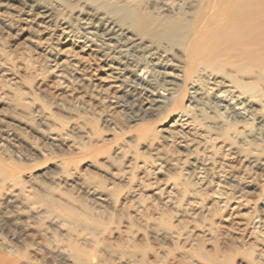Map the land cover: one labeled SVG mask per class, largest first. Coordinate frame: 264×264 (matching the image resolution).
<instances>
[{
    "label": "rangeland",
    "instance_id": "rangeland-1",
    "mask_svg": "<svg viewBox=\"0 0 264 264\" xmlns=\"http://www.w3.org/2000/svg\"><path fill=\"white\" fill-rule=\"evenodd\" d=\"M11 6L13 14L26 16L27 22L0 25V117L8 132L17 134L5 141L0 128V168L14 175L0 173L3 264H264L260 230L235 241L216 229L213 194L193 181L189 152H179L176 166L155 157L173 150L156 128L174 121L189 97L188 92L183 94V82L171 88L164 73L182 70L187 75L190 69V52L181 43L187 29L171 41L158 36L156 23L190 20L197 0H15ZM47 12L53 16L50 26L65 23L79 33L112 29L101 43L124 50L130 70L128 85L114 94L112 117L108 102L95 107L71 97H54L49 58L35 46L46 37L37 22ZM139 20L146 21L145 28L136 26ZM197 67L186 87L196 78L214 77L226 80L224 84L230 80L221 72L209 76ZM240 79L251 84V90H235L254 111L264 114V90H257L261 83L252 74ZM152 100L155 111L144 114L143 104ZM195 115L208 137H228L243 154L264 161V137H252L255 123L228 128L214 113L204 118L190 114ZM130 159L146 162L148 181L140 178V168L126 171ZM247 169L246 180L253 187L245 191L255 199V186L264 187V165L248 164ZM85 184L106 188L109 202L93 199ZM169 184H175L178 193L163 204L153 192L159 187L164 194ZM251 215L261 213L257 209ZM93 218L96 223L90 222Z\"/></svg>",
    "mask_w": 264,
    "mask_h": 264
},
{
    "label": "bare ground",
    "instance_id": "bare-ground-1",
    "mask_svg": "<svg viewBox=\"0 0 264 264\" xmlns=\"http://www.w3.org/2000/svg\"><path fill=\"white\" fill-rule=\"evenodd\" d=\"M13 1L15 0H0V25L1 27L3 25V28L13 23L27 22L26 16L21 18L19 14H13L16 11L15 7L11 6ZM52 18V14L47 12L43 20H38L37 27L46 37L39 39L35 46L39 48L41 56L49 58L48 71L53 75L50 88L53 89L54 97L58 100L71 97L82 104H94L95 107L108 102L109 117H112L116 109L114 94L121 93L122 87L128 85L127 74L130 73L128 58L123 56L124 50L106 47L101 43L104 35L112 34V29L104 26L100 28L101 33L99 29L79 33L65 23H54L50 26L48 23L50 21L52 23ZM145 23L146 21L139 20L136 21V26L142 29L145 28ZM156 25L161 31L158 36L162 34L171 41L180 30L187 29L186 37L181 43L187 46L190 52L188 66L190 69L187 75L182 74V70L164 73L166 83L171 88L183 82L185 88L183 94L188 92L189 97L186 99L187 104L180 106V111L176 113L177 118L173 117L174 121L156 128V134L172 147V153H175L177 158L167 152L156 153L155 157L166 164L176 166L180 160L179 152H189L191 159L188 164L192 170L193 181L200 188L207 189L213 194V203L218 214L216 229L230 235L235 241H242L244 237L251 238L255 230H260L258 232L262 237L264 187L260 189L255 186L257 190L255 199L249 198L245 189L253 187L251 181L246 180L249 175L248 164L259 162L264 165V161L258 160L259 157L255 155L243 154L233 146L228 137H208L199 129L196 115L193 117L190 114L193 111L194 114L203 117L208 113H214L224 119L228 128L240 122L248 125L255 123L257 126L255 133L252 134L253 139L264 137V114L259 113V110L254 111L249 101L243 99L240 92L235 90L244 88L250 91L251 84L243 83L240 76L251 74L255 82L262 85L257 90H264V0H197L195 14L190 20L159 21ZM152 65L155 67L156 63L152 62ZM197 66H201L209 76L221 72L230 80L224 84L226 80H216L214 77L196 78L190 83V87H186L188 76L193 75V71L198 69ZM227 70L231 72L228 73ZM189 89L192 91L189 92ZM155 105L157 106L153 100L146 101L141 110L144 114L153 113ZM3 120L0 117L2 139L11 141L17 138L15 131L8 132ZM51 140L56 141V137ZM3 163L5 165V162ZM132 166L140 168V178L148 181L150 173L145 161L136 163L128 160L126 171ZM0 173L14 176L11 172L7 173L5 168H0ZM175 186L167 185L165 196H162L164 195L162 189L157 187L153 195L163 204L168 203L171 196L178 193ZM227 186L235 189L230 190ZM83 188L100 204L108 203L110 200L106 188L96 184H85ZM190 202L198 203L197 200ZM257 209L261 216L251 215ZM91 220L90 222L96 223L95 218ZM0 264H3L2 259Z\"/></svg>",
    "mask_w": 264,
    "mask_h": 264
}]
</instances>
